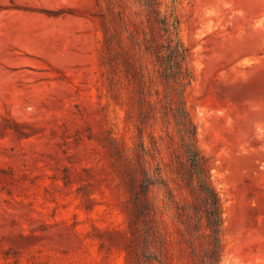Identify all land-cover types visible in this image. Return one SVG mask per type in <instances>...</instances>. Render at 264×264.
<instances>
[{"label": "rangeland", "instance_id": "374dc122", "mask_svg": "<svg viewBox=\"0 0 264 264\" xmlns=\"http://www.w3.org/2000/svg\"><path fill=\"white\" fill-rule=\"evenodd\" d=\"M161 1L189 51L186 105L222 209L219 264H264V0ZM142 18L135 0H0V264H149L129 249L111 154L131 157L137 141L131 87L118 72L108 91L101 27L129 45ZM165 217L162 258L183 264Z\"/></svg>", "mask_w": 264, "mask_h": 264}, {"label": "trees", "instance_id": "16d2710c", "mask_svg": "<svg viewBox=\"0 0 264 264\" xmlns=\"http://www.w3.org/2000/svg\"><path fill=\"white\" fill-rule=\"evenodd\" d=\"M135 1L143 12L142 38L136 37V26L128 36L131 43L125 45L118 32L110 34L101 24L108 91L115 83L113 73L119 72L131 87L129 101L136 114L137 141L131 157L123 148L111 147V154L121 161L129 249L139 262L172 264L162 258L167 259L173 246L167 215L183 264H219L222 209L186 105L185 89L193 79L189 51L179 38V20L172 10H163L161 0ZM116 20L126 30L122 10L116 12ZM145 124L157 128L148 131L150 145L144 140ZM163 148L167 160L160 156Z\"/></svg>", "mask_w": 264, "mask_h": 264}]
</instances>
